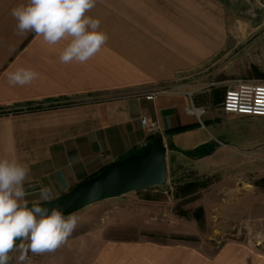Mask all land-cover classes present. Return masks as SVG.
<instances>
[{
	"label": "crops",
	"instance_id": "crops-1",
	"mask_svg": "<svg viewBox=\"0 0 264 264\" xmlns=\"http://www.w3.org/2000/svg\"><path fill=\"white\" fill-rule=\"evenodd\" d=\"M26 3L0 0V158L30 168L24 184L29 206L54 201L138 154L153 136L175 155L211 148L213 134L185 114L189 100L176 85L240 44L249 43L242 53L264 49L258 42L264 36L253 39L264 23L237 18L243 5L264 11V0H96L87 15L100 21L106 44L84 64H63L59 56L67 41L48 45L34 33L18 34L12 9ZM18 67L39 78L9 85L7 73ZM161 90L167 92L145 98ZM43 106L50 109L29 111ZM206 116L210 127L214 115ZM142 119L158 133L150 135ZM43 188L51 190L48 201L40 199ZM123 197L74 214L75 230L55 251H29L21 262L20 244L8 264H264V254L238 243L210 256L184 242L112 240L113 224L102 221L132 215L118 201Z\"/></svg>",
	"mask_w": 264,
	"mask_h": 264
},
{
	"label": "rangeland",
	"instance_id": "rangeland-1",
	"mask_svg": "<svg viewBox=\"0 0 264 264\" xmlns=\"http://www.w3.org/2000/svg\"><path fill=\"white\" fill-rule=\"evenodd\" d=\"M237 18L246 24L264 23V11L243 5ZM263 36L264 27L253 39ZM258 42L264 44V39ZM248 44L238 45L230 55L225 53L176 85L175 91L190 95L195 108L214 115L210 127L206 115L200 125L214 136L211 148L198 155H175L167 149L166 184L118 199L127 203L121 206L132 208V215L117 221L104 219L113 224L108 238L184 242L210 256L227 244L238 243L264 254V120L225 117L219 112L224 93L235 82L264 84V49L242 53ZM40 109L50 108L29 111ZM24 243L28 241L18 240L17 246Z\"/></svg>",
	"mask_w": 264,
	"mask_h": 264
},
{
	"label": "clouds",
	"instance_id": "clouds-1",
	"mask_svg": "<svg viewBox=\"0 0 264 264\" xmlns=\"http://www.w3.org/2000/svg\"><path fill=\"white\" fill-rule=\"evenodd\" d=\"M96 0H27L12 9L18 34L26 36L34 33L42 37L48 45L67 41L60 53L63 64L86 63L100 51L108 40L100 30V21L87 13L94 8ZM39 78V73L31 68L18 67L7 73L11 86L21 87ZM30 168L15 159L0 158V264H8L9 253L18 240L28 241L20 245V261L27 253L52 252L64 244L75 230L78 219L58 208L49 209L33 203L29 207L25 199V181ZM40 199H51V190L41 189Z\"/></svg>",
	"mask_w": 264,
	"mask_h": 264
},
{
	"label": "water",
	"instance_id": "water-1",
	"mask_svg": "<svg viewBox=\"0 0 264 264\" xmlns=\"http://www.w3.org/2000/svg\"><path fill=\"white\" fill-rule=\"evenodd\" d=\"M166 154L163 138L155 136L139 154L110 164L99 175L83 181L65 195L39 205L61 209L65 215L76 214L102 201L162 187L167 182Z\"/></svg>",
	"mask_w": 264,
	"mask_h": 264
},
{
	"label": "built area",
	"instance_id": "built-area-1",
	"mask_svg": "<svg viewBox=\"0 0 264 264\" xmlns=\"http://www.w3.org/2000/svg\"><path fill=\"white\" fill-rule=\"evenodd\" d=\"M167 91L153 92L145 95L147 100H152L156 95ZM189 97V106L185 109V114L194 117L199 125L202 126L201 118L206 115L202 108H195ZM220 110L225 116H234L251 119L264 120V84H254L252 82L237 81L235 85L224 93L220 103ZM142 126L150 135L158 133V127L155 124L148 123L142 119Z\"/></svg>",
	"mask_w": 264,
	"mask_h": 264
},
{
	"label": "trees",
	"instance_id": "trees-1",
	"mask_svg": "<svg viewBox=\"0 0 264 264\" xmlns=\"http://www.w3.org/2000/svg\"><path fill=\"white\" fill-rule=\"evenodd\" d=\"M186 129H178L176 132H183L185 131ZM155 136L151 137L149 142L154 138ZM202 151L201 150H197V152H195L196 155H198L199 153H201ZM140 153V152H139ZM138 153V154H139ZM193 155V154H192ZM262 183L264 184V180H262Z\"/></svg>",
	"mask_w": 264,
	"mask_h": 264
}]
</instances>
